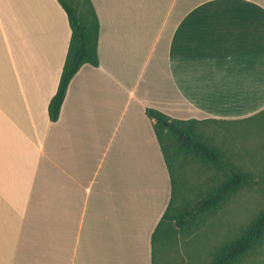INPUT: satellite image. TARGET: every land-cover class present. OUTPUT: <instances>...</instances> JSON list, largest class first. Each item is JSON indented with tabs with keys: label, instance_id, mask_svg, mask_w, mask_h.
I'll return each instance as SVG.
<instances>
[{
	"label": "crops",
	"instance_id": "crops-1",
	"mask_svg": "<svg viewBox=\"0 0 264 264\" xmlns=\"http://www.w3.org/2000/svg\"><path fill=\"white\" fill-rule=\"evenodd\" d=\"M100 63L48 112L72 30L58 0H0V264H155L173 195L155 130L264 109V0H92Z\"/></svg>",
	"mask_w": 264,
	"mask_h": 264
},
{
	"label": "trees",
	"instance_id": "trees-1",
	"mask_svg": "<svg viewBox=\"0 0 264 264\" xmlns=\"http://www.w3.org/2000/svg\"><path fill=\"white\" fill-rule=\"evenodd\" d=\"M58 1L68 14L72 34L58 89L48 106L49 116L53 121L58 120L60 116L68 86L78 70L86 63L94 66L100 63V20L92 0ZM146 112L156 120V134L173 184L170 204L153 233L154 262L157 264L158 241H161L166 249L177 240L179 234L193 233L200 223L216 214L234 194L245 187H255L264 192V175L257 178L254 173L244 171L236 165L224 148L215 144L205 134L200 126L202 120L171 118L154 108H147ZM258 113H264V109ZM184 160L214 171L215 182L201 190L193 199L183 205H177V179H180L181 187V167ZM263 243L264 207L220 244L211 253L210 260L202 264H244L258 253Z\"/></svg>",
	"mask_w": 264,
	"mask_h": 264
},
{
	"label": "rangeland",
	"instance_id": "rangeland-1",
	"mask_svg": "<svg viewBox=\"0 0 264 264\" xmlns=\"http://www.w3.org/2000/svg\"><path fill=\"white\" fill-rule=\"evenodd\" d=\"M200 126L205 134L232 157L242 170L264 175V113L237 120L203 118ZM214 171L200 164L184 160L180 179H177V205H183L214 183ZM264 207V192L245 187L234 194L219 211L206 218L189 235L165 249L161 241L156 245L157 264H202L226 239L236 233ZM244 264H264V243L258 253Z\"/></svg>",
	"mask_w": 264,
	"mask_h": 264
}]
</instances>
